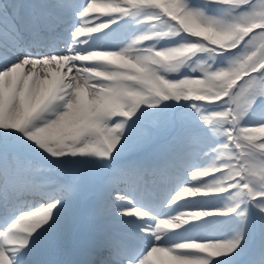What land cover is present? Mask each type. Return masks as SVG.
<instances>
[{
    "label": "snow or ice",
    "instance_id": "6c2138e0",
    "mask_svg": "<svg viewBox=\"0 0 264 264\" xmlns=\"http://www.w3.org/2000/svg\"><path fill=\"white\" fill-rule=\"evenodd\" d=\"M0 264H264V0H0Z\"/></svg>",
    "mask_w": 264,
    "mask_h": 264
}]
</instances>
